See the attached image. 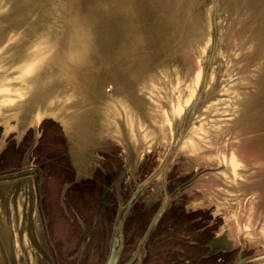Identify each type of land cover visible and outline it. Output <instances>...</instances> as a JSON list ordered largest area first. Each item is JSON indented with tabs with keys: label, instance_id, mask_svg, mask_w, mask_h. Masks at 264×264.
Returning a JSON list of instances; mask_svg holds the SVG:
<instances>
[{
	"label": "rangeland",
	"instance_id": "374dc122",
	"mask_svg": "<svg viewBox=\"0 0 264 264\" xmlns=\"http://www.w3.org/2000/svg\"><path fill=\"white\" fill-rule=\"evenodd\" d=\"M243 2L219 0L205 92L169 159L167 210L138 264H236L240 243L242 264H264V12ZM110 6L0 0V176L19 175L0 179V264H104L127 198L180 135L209 49L210 0H176L156 32L112 29ZM164 178L124 218L118 264L138 246ZM184 203L208 208L228 240H180L171 226L190 220Z\"/></svg>",
	"mask_w": 264,
	"mask_h": 264
},
{
	"label": "water",
	"instance_id": "95a60500",
	"mask_svg": "<svg viewBox=\"0 0 264 264\" xmlns=\"http://www.w3.org/2000/svg\"><path fill=\"white\" fill-rule=\"evenodd\" d=\"M109 1L111 5L110 11H109L110 16H111V28L114 30L124 29V31L126 30L136 31V30L147 29L148 31L156 32L165 26L164 23L167 20V16L171 13L172 14L176 13V10H177L176 0H172V1L171 0H154V1L152 0L150 6L148 5V1H151V0H109ZM255 1L254 0L252 1L244 0L242 4L243 8L247 9V11L249 10V11L256 12V13L264 12V0H255ZM254 2L257 5H255ZM210 3H211V6H210V42H209V49H208L203 73H202L201 84H200V87L195 97L193 98V100L191 101L190 105L188 106V108L186 109L183 115L180 135L175 141V143L173 144V146L170 148L166 157L163 159V163L159 169L161 168L165 169L167 167L169 159L175 150V145L177 144V141L183 134V129H184V126L187 120V115L194 108L199 98L205 92L208 73L212 65L215 52H216V48H217L218 31H219V25H218L219 0H210ZM261 4L263 5V7ZM147 7L148 9L146 10ZM170 9L173 11H171ZM134 17H137V19L133 20ZM93 24L94 23H92V21H87V22H84L82 26L88 28L89 26H92ZM103 46L105 47V44ZM155 173L156 172L152 173L143 182H141L137 186L136 190L134 191L132 196L129 198V200L125 203L121 214L119 215V217L117 218L115 222L108 255H107V258L104 264H117L120 253H121V249H122L121 229H122L123 220L129 208L132 206L133 202L137 199V197L139 196L141 191L144 189V187L153 179V177L155 176ZM16 176H19V175H14V176L4 175V176H0V179H6V178L16 177ZM166 203H167V196L164 199L161 207L157 211L156 215L154 216L153 220L151 221L147 231L145 232L140 242L138 243V246L135 250L134 255L125 264H138L139 263V254L141 252L142 245L147 239L153 227V224L155 223V220L159 217V215L163 211ZM237 258L238 260L236 264H241L243 262V259L240 257V251L238 253Z\"/></svg>",
	"mask_w": 264,
	"mask_h": 264
},
{
	"label": "flooded vegetation",
	"instance_id": "af4514ba",
	"mask_svg": "<svg viewBox=\"0 0 264 264\" xmlns=\"http://www.w3.org/2000/svg\"><path fill=\"white\" fill-rule=\"evenodd\" d=\"M162 163H163V161H162ZM162 163H161V165H162ZM161 165H159L157 168H155V169H152L145 177H144V179L141 181V182H143L147 177H149L152 173H154V172H156L155 173V176L153 177V179L144 187V189L141 191V193L139 194V196L137 197V199H139V197L142 195V193L149 187V185L155 180V179H157V177L160 175L161 177L162 176H165V178H164V182L163 183H161V193H162V201H161V203L158 205V207H157V209L155 210V212L152 214V216H151V218H150V220H149V222H148V225H147V227H146V229H145V231L143 232V234H142V236H141V238L143 237V235L145 234V232L147 231V229H148V227H149V225H150V223H151V221L153 220V218H154V216L156 215V213H157V211L159 210V208L161 207V205H162V203H163V201H164V199L166 198V196H167V203H168V201H169V193L172 191L171 190V187H170V182L168 181V176H167V173H166V175H165V172L167 171V168L169 167V165L167 164V167L165 168V169H163V171H162V168L161 169H159L160 168V166ZM210 169L211 168H209V167H203V168H201V169H199L198 171H196L190 178H189V180L188 181H186V182H184L183 184L182 183H180L179 185H176V186H178L176 189H178V191L176 192V193H178V192H181V191H183V190H185V188H186V186L188 185V184H190L192 181H195L199 176H201L203 173H205V172H208V171H210ZM166 170V171H165ZM140 182V183H141ZM139 183V184H140ZM138 184V185H139ZM137 185V186H138ZM137 186L132 190V192L130 193V195H129V197L127 198V201L129 200V198L132 196V194L134 193V191L136 190V188H137ZM175 186V187H176ZM174 187V188H175ZM175 189V190H176ZM137 199L133 202V204H132V206L129 208V210L133 207V205L135 204V202L137 201ZM126 201V202H127ZM125 202V203H126ZM166 203V205H165V207H164V209H163V211L161 212V214L159 215V217L155 220V223L153 224V227L155 226L156 227V225L159 223V221H160V218L162 217V215L165 213L164 211H166L167 209H166V207L168 206V204ZM184 206L181 208L182 209V212L185 214V213H189V214H187L188 216H189V219L190 220H188V221H186V223H183V224H181V225H179V226H177V227H175L174 225H172L171 226V232H173V234L174 233H177V236L180 238V240H181V238H184L185 240H182V241H186V242H188V243H190V245H196L197 244V241H195V240H187L188 239V237H187V235H184V233H187V232H192V233H194V234H198V235H202V237L203 236H206L205 238H207L206 239V242H207V245H206V243H205V245L206 246H208L209 247V243L210 242H216V243H220V241L221 240H228V235H226L225 233H224V231H219V232H216V230L218 229V227H220L221 225L223 226L224 224H223V221H221L220 220V222H217V219L216 218H213L214 216L212 215V212L211 211H208L207 209L208 208H206V207H204V206H201V207H198V208H195V209H189V208H187L186 206H185V203L183 204ZM129 210H128V212H129ZM127 212V213H128ZM127 215V214H126ZM190 216H192V218H190ZM126 217V216H125ZM29 220H31V219H28V221ZM33 221V220H32ZM39 221L41 222V226H42V232H43V237H44V240L43 241H47V238H48V232H49V228L47 227V223L49 222V220H48V222H47V218H44V216L41 218L40 217V219H39ZM123 222H124V220H123ZM158 222V223H157ZM172 223V222H171ZM171 223H167L166 224V230L168 229V228H170V225H171ZM122 225H123V223H122ZM153 227H152V229H151V231L153 230ZM154 227V228H155ZM163 229H164V232H165V228H164V226H163ZM151 231H150V233H149V237H147V241L150 239V236H151ZM159 231H160V229H159ZM224 233V234H223ZM198 239H201V237L199 236L198 237ZM141 240V239H140ZM48 243V242H47ZM50 246V244H48V247ZM51 247V246H50ZM196 247V246H195ZM242 247H243V244L242 243H240V247H239V249H238V252H237V257H238V253H239V251H240V257L243 259V257L241 256V252H242ZM137 248V247H136ZM136 250V249H135ZM222 252H225V248H221V247H219L218 249H217V252H215V253H222ZM121 253H122V249H121ZM121 253H120V255H121ZM134 253H135V251H134ZM134 253H133V255H134ZM53 255V257H54V255L56 256V254L55 253H53L52 254ZM132 255V256H133ZM119 258H120V256H119ZM131 259V258H130ZM130 259H128V261L130 260ZM237 260H238V258H237ZM127 261V262H128ZM118 262H119V260H118ZM118 262H117V264H118ZM126 262V263H127ZM243 263V262H242ZM241 263V264H242ZM125 264V263H124Z\"/></svg>",
	"mask_w": 264,
	"mask_h": 264
},
{
	"label": "bare ground",
	"instance_id": "6f19581e",
	"mask_svg": "<svg viewBox=\"0 0 264 264\" xmlns=\"http://www.w3.org/2000/svg\"><path fill=\"white\" fill-rule=\"evenodd\" d=\"M58 85V84H57ZM56 84H55V86H57ZM53 86H54V84H53ZM40 87V86H39ZM48 87V86H47ZM45 88V87H44ZM55 87H53V89H54ZM27 89V88H26ZM38 89V88H37ZM41 89V88H40ZM56 89V88H55ZM50 93V92H49ZM5 95H7V94H5ZM37 95H38V93H37ZM1 96H3L2 94H1ZM0 96V97H1ZM10 96V95H9ZM49 96V95H48ZM47 96V97H48ZM5 98V97H4ZM37 98V97H36ZM46 98V97H45ZM1 99V98H0ZM19 99V98H18ZM25 100V99H24ZM49 100V99H48ZM27 101V100H26ZM33 101V100H32ZM42 101V100H41ZM46 101V100H45ZM27 103V102H26ZM40 103V102H39ZM44 103V102H43ZM33 103L31 102V105H32ZM27 105H29V104H27ZM39 105V104H38ZM36 107L33 109V107L31 106V107H29V109H31L32 110V112H34V111H36V110H41V111H44L46 108H44V106L43 107H41V108H39V106H37V105H35ZM41 106H42V104H41ZM19 108V107H18ZM21 108V107H20ZM25 109V108H24ZM19 110V109H18ZM28 111V110H27ZM29 113V112H28ZM14 122H15V120H14ZM32 127V126H31ZM81 153V152H80ZM80 167V166H79ZM162 171H163V169H162ZM9 245V244H8ZM1 246V245H0ZM11 246V245H10ZM11 248H12V246H11ZM7 250V249H6ZM2 252H4V251H2ZM10 252V251H9ZM7 254H8V252H7Z\"/></svg>",
	"mask_w": 264,
	"mask_h": 264
},
{
	"label": "crops",
	"instance_id": "0c3cea01",
	"mask_svg": "<svg viewBox=\"0 0 264 264\" xmlns=\"http://www.w3.org/2000/svg\"><path fill=\"white\" fill-rule=\"evenodd\" d=\"M3 233V229H2V222H1V219H0V234ZM0 257H2V251L4 250V247H3V241H2V237L0 236Z\"/></svg>",
	"mask_w": 264,
	"mask_h": 264
}]
</instances>
